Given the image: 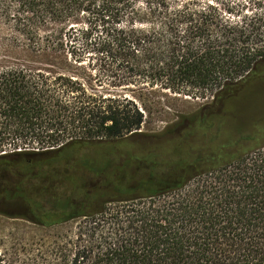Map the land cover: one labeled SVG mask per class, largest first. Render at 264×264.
<instances>
[{
	"label": "trees",
	"instance_id": "1",
	"mask_svg": "<svg viewBox=\"0 0 264 264\" xmlns=\"http://www.w3.org/2000/svg\"><path fill=\"white\" fill-rule=\"evenodd\" d=\"M259 81L264 0H0V216L34 264H264V128L221 127ZM171 96L208 101L124 150Z\"/></svg>",
	"mask_w": 264,
	"mask_h": 264
},
{
	"label": "rangeland",
	"instance_id": "2",
	"mask_svg": "<svg viewBox=\"0 0 264 264\" xmlns=\"http://www.w3.org/2000/svg\"><path fill=\"white\" fill-rule=\"evenodd\" d=\"M170 98L159 100L163 108L162 113L148 115L139 131L141 133L127 138L124 150L139 156L147 152L159 153L160 158L167 155L171 140L177 137L180 130V128L177 130L173 127L167 128L179 120L187 127L189 123L181 117L198 110L208 101L187 97L171 96ZM157 101L155 100V103ZM229 109V115L226 114V118L221 122V127L225 130L235 127H243L247 130L253 126H257V129L264 128V81L255 83L250 90L243 93L241 99L232 103ZM198 140V136L192 137V141ZM70 228L71 223L64 225L56 233L63 237L68 234ZM54 233V230H42L21 219L0 216V251H8L9 255L12 252L13 264H22V262L34 264L39 245H44V248L49 250L54 240Z\"/></svg>",
	"mask_w": 264,
	"mask_h": 264
}]
</instances>
